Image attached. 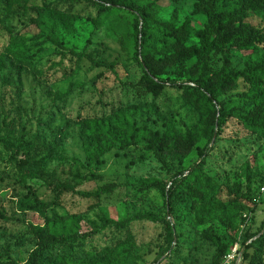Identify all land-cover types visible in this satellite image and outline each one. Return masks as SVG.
<instances>
[{
  "label": "rangeland",
  "instance_id": "rangeland-1",
  "mask_svg": "<svg viewBox=\"0 0 264 264\" xmlns=\"http://www.w3.org/2000/svg\"><path fill=\"white\" fill-rule=\"evenodd\" d=\"M154 1L160 22H169L175 14V26L187 21L191 32L205 22L204 17L191 16V0L124 2L139 7ZM43 2L67 22L58 32L64 50L40 32L32 9L24 13L22 2L0 0V138L27 160L24 172L36 175L24 178L11 153L0 145V260L26 261L34 248L26 234L29 226L73 235L69 243L44 255L42 264H211L218 243L231 252L257 232L259 238L264 233V139L228 117L199 170L208 180L206 203H195L186 189L172 184L197 160L195 151L180 167L160 164L146 154L143 143L122 151L115 142L133 130L162 134L170 128L178 134L193 131L199 137L197 146L206 144L209 129H203V113L181 98L179 84L187 82L182 69L165 75L175 87L157 98L143 96L136 57L121 52L117 44L126 26L114 10L102 8L100 0H31L33 6ZM123 15L129 16L126 10ZM248 22L262 29L264 15L250 14ZM196 44L193 36L186 42ZM13 46H24L28 64L16 59ZM70 51L85 58L78 60ZM254 56H264V44ZM247 58L234 53L232 66L241 71ZM213 63L221 66L218 58ZM246 89L239 83L235 92L218 100L227 102ZM152 182L163 184L169 198L151 187ZM105 184L118 189L104 194L99 190ZM47 185L97 197L88 201L73 193L54 196ZM164 219L175 231L172 245ZM20 239L23 245L13 246ZM248 261L244 258L243 264Z\"/></svg>",
  "mask_w": 264,
  "mask_h": 264
},
{
  "label": "trees",
  "instance_id": "trees-1",
  "mask_svg": "<svg viewBox=\"0 0 264 264\" xmlns=\"http://www.w3.org/2000/svg\"><path fill=\"white\" fill-rule=\"evenodd\" d=\"M4 1L11 4L22 2L21 8L24 13L32 9L35 12V17L32 19L40 32L54 47L64 50L58 32L65 29L67 22H64L53 9L46 6L44 2L33 6L31 0ZM86 1L97 3L98 0ZM100 1L102 8L110 7L115 15L125 21V33L117 40V44L121 52L132 53L136 57L141 72L137 86L142 95L157 98L166 88L175 87L176 83L165 78V75L168 71L182 69L183 78L187 82L179 84L182 89L181 98L203 113V129H209L207 142L202 148L197 146L199 141L197 133L187 131L184 134H178L170 128L162 134L133 130L128 136L115 139V142L122 151L143 143L146 154L151 155L160 164L170 162L180 167L195 151L197 160L187 170H183L186 174H182V178H174L172 184L186 189L195 203L205 204L208 180L200 175L199 170L212 153L213 143L218 138L224 121L231 117L249 133L264 139V56H254L258 46L264 44V28H256L248 22L250 14L264 15V0H191L193 5L191 16L205 18L202 27L195 32H191L187 21L179 27L175 26V14H172L169 22L158 21L154 11L159 8V5L155 1L139 7L136 2L127 3L124 2L125 0L122 2ZM169 1L173 4L179 3V0ZM124 10L128 13V18H124ZM191 36L197 44L187 46L186 42ZM166 37H168L167 42L160 45L159 41ZM10 51L20 63H29L24 46H13ZM236 52L248 54L241 71L232 66V57ZM70 54L78 60L85 58L83 54H77L74 51H70ZM214 58L221 61L219 68L214 66ZM86 59L96 67L101 65L89 58ZM188 61L192 63L185 68L184 63ZM107 69L116 76L112 66H108ZM239 83H243L247 89L227 102L218 100L219 96L235 92ZM237 104H246L250 108L245 109ZM0 145L6 148L4 139L0 138ZM8 151L24 178H36L35 174L25 173L22 169L28 162L19 152L9 149ZM92 179L98 178L92 176ZM162 185L159 182L151 183V187L161 189L165 198L168 199L169 196L164 192L165 188L161 187ZM47 189L54 196L73 193L88 201L97 197L87 192H74L63 185H47ZM117 189L118 186L115 184H105L99 191L112 194ZM166 208L167 217H169V204ZM163 221L164 230L169 238L168 242L172 245L175 243L174 228L166 219ZM108 224L109 222L105 223L103 227ZM262 229L263 226L260 232ZM26 234L30 242L34 244L26 261L17 263L0 260V264H42L44 255L56 246L69 243L73 239V235H67L61 231H49L46 228L33 226H29ZM257 235L258 232L245 239L239 246V251L242 250L240 264H243L246 257H249L247 264H264V233L259 238H256ZM22 245L23 240L20 239L13 246ZM250 249H253V252L247 256ZM230 253L224 244L218 243L211 264H223ZM59 262L63 263L64 260Z\"/></svg>",
  "mask_w": 264,
  "mask_h": 264
},
{
  "label": "built area",
  "instance_id": "built-area-1",
  "mask_svg": "<svg viewBox=\"0 0 264 264\" xmlns=\"http://www.w3.org/2000/svg\"><path fill=\"white\" fill-rule=\"evenodd\" d=\"M241 254L242 250L239 251V246L236 245L230 254H228L223 262V264H231L234 262V264H240L241 262Z\"/></svg>",
  "mask_w": 264,
  "mask_h": 264
}]
</instances>
